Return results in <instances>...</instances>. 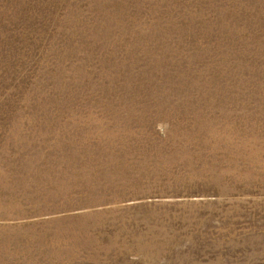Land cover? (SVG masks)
Segmentation results:
<instances>
[{"label": "rangeland", "instance_id": "rangeland-1", "mask_svg": "<svg viewBox=\"0 0 264 264\" xmlns=\"http://www.w3.org/2000/svg\"><path fill=\"white\" fill-rule=\"evenodd\" d=\"M0 264H264V0H0Z\"/></svg>", "mask_w": 264, "mask_h": 264}]
</instances>
